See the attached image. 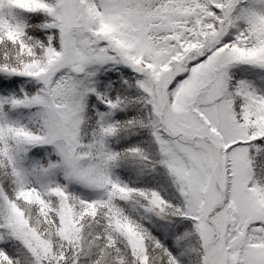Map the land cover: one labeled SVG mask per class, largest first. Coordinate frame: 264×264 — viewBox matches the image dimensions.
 I'll list each match as a JSON object with an SVG mask.
<instances>
[{"label":"snow or ice","instance_id":"1","mask_svg":"<svg viewBox=\"0 0 264 264\" xmlns=\"http://www.w3.org/2000/svg\"><path fill=\"white\" fill-rule=\"evenodd\" d=\"M0 264H264V0H0Z\"/></svg>","mask_w":264,"mask_h":264}]
</instances>
